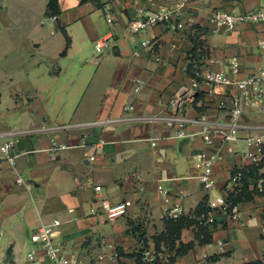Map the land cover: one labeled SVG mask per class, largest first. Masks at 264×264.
<instances>
[{
    "label": "crops",
    "instance_id": "1",
    "mask_svg": "<svg viewBox=\"0 0 264 264\" xmlns=\"http://www.w3.org/2000/svg\"><path fill=\"white\" fill-rule=\"evenodd\" d=\"M100 1L101 7L90 0H57V21L42 23L48 0H0V32L14 35L0 39V143L13 139L16 154L14 167L0 159V264H52L29 235L54 218L60 220L55 241L96 264H142L139 251L145 245L165 246L174 264L263 259L264 195L256 191L253 164L242 151H255L243 137L264 134V113L247 108L240 138L213 145L220 154L212 166L216 189L234 167H244V182L236 190L242 196L240 221L212 210L207 239L197 218L171 243L159 244L155 237L166 226L156 183L169 186L172 199L182 188V214L193 217L206 197L192 160L205 147L199 118L227 121L236 85L200 84L182 110L190 118L185 138L173 137L166 121L146 118L172 112L169 100L196 70L223 71L235 79L264 63L257 46L264 22L241 20L222 32L209 17L214 9L253 11L260 0H188L171 22L136 33L127 29L130 18L178 0ZM62 28L69 36L64 54ZM108 32L111 45L118 46L116 55L95 50ZM143 39L152 40L153 47H142ZM231 58L240 63L237 74L229 70ZM53 142L68 145L55 160L49 151ZM17 175L24 183H16ZM96 196L133 203L126 214L108 219L89 212ZM98 253H104L103 260H95Z\"/></svg>",
    "mask_w": 264,
    "mask_h": 264
},
{
    "label": "built area",
    "instance_id": "2",
    "mask_svg": "<svg viewBox=\"0 0 264 264\" xmlns=\"http://www.w3.org/2000/svg\"><path fill=\"white\" fill-rule=\"evenodd\" d=\"M187 2L188 0H178L174 6L136 15L128 20L127 29L132 33H136L159 23H169L174 17H178L181 9ZM45 17L46 19L43 18L41 20L42 23L44 21L54 22L58 19V13H47ZM209 17L214 23L216 30L222 32L230 31L241 20L248 19L264 22V0H260V5L253 11L232 13L222 9H214L211 11ZM111 36L112 34L108 32L95 42L96 52L101 53L107 46L110 49L112 44L110 42ZM153 44V41L150 39H143L140 42L142 47L147 48L153 47ZM257 46L264 55V37L258 41ZM133 54H139V50H134ZM239 64L236 58H231L228 61L229 70L232 74L239 72ZM135 82L138 85L140 81L136 80ZM230 82L236 85L237 92L231 95L227 121L223 123H212L203 117L204 115H201L199 118L200 128L198 133L205 147L195 153L192 159L193 165L197 170L196 177L206 190L205 204L207 211L202 213L200 217L208 224L214 222L211 214L212 210H218L234 220L240 221L239 203L230 200L229 194L236 191L237 188H240L243 173L238 169L234 174H230V178L220 189H216L212 166L216 159L220 157V154L218 148L213 145L215 140L219 142V145H222L240 138L238 134L241 126L240 119L247 108L264 113V63L247 75L235 79H228L223 71L211 69L205 71L196 70L191 75L189 82L180 85L169 100L168 106L172 109V112L163 116L146 117L150 120L166 121L173 129V137L178 139L185 138L189 135L186 131V125L190 121V118L182 113V110L188 103L194 100L200 84L216 85ZM137 89L138 87L136 86L135 90ZM243 139L248 145L255 146V151L245 150L242 151V155L244 158L250 159L251 163L257 167L258 174L254 177V182L257 192L261 193L264 184V134H247ZM13 143L14 140L11 138L0 143V159L6 160L14 167L16 154L12 152ZM67 146L66 144L53 142L49 147L50 158L55 160L59 151ZM240 167L242 166H238V168ZM15 181L16 183H24L21 175H17ZM94 189L98 191L101 189V186L94 185ZM156 191L162 198L161 217L163 219L175 218L183 213L182 200L185 193L182 188L177 189L176 199L171 198V188L165 185L163 181L156 183ZM132 203L131 199H122L111 203L105 197L96 196V199L89 208V212L104 213L108 219H114L126 214ZM59 224L60 220L54 218L48 223L39 225L30 233V241L35 243L44 252L52 264H96L84 260L72 252H67L63 243L55 241L54 232ZM34 252L35 249L32 248L27 252L26 256L31 258ZM104 257V253H98L95 255V260H103ZM139 259L142 264H174L173 254L165 246L156 247L154 245H145L139 251Z\"/></svg>",
    "mask_w": 264,
    "mask_h": 264
},
{
    "label": "trees",
    "instance_id": "3",
    "mask_svg": "<svg viewBox=\"0 0 264 264\" xmlns=\"http://www.w3.org/2000/svg\"><path fill=\"white\" fill-rule=\"evenodd\" d=\"M90 1L94 2V4L97 7L102 6V2L100 0H90ZM47 13H59L58 6H57V0H48V2L46 4V14ZM61 31L65 37V46H64L63 50L61 51V54H64L68 45H69V36L67 35L66 31L63 28L61 29ZM251 166H252L253 176H257V174H258L257 167L254 165H251ZM238 169H240L243 173V177L241 178V180H242L241 182H244V167H240V168L234 167L231 175L234 174ZM256 191H257V189H256ZM261 193L264 195V184H263V191ZM241 197L242 196L240 194H238L237 191H233L229 194V198L233 202L240 201ZM206 211H207V207H206L205 200H204V202L201 203L199 208L196 209L195 212L193 213V217L192 216L187 217V216H184L183 214H181L175 218L164 219L166 231L161 232L158 236L155 237L156 244H159V242L161 240H164L165 242L168 241L171 243L173 241V239L179 235L180 229L184 225L191 223L192 221L196 222L197 218L200 219L201 222H203V224L197 222V225H198L199 229L203 232L204 239H207L208 234L206 233V227H205V225H207V223L204 224V219L199 218L201 216V214L205 213ZM242 264H264V258L263 259H256V260L246 262V263H242Z\"/></svg>",
    "mask_w": 264,
    "mask_h": 264
},
{
    "label": "rangeland",
    "instance_id": "4",
    "mask_svg": "<svg viewBox=\"0 0 264 264\" xmlns=\"http://www.w3.org/2000/svg\"><path fill=\"white\" fill-rule=\"evenodd\" d=\"M44 18L46 19V17L44 16ZM47 22V21H45ZM1 37H4V38H9V37H14V35L12 34V31L8 30V29H2V31L0 32V39ZM111 42V40H110ZM106 50H109V47H105L103 49V51H106Z\"/></svg>",
    "mask_w": 264,
    "mask_h": 264
},
{
    "label": "water",
    "instance_id": "5",
    "mask_svg": "<svg viewBox=\"0 0 264 264\" xmlns=\"http://www.w3.org/2000/svg\"><path fill=\"white\" fill-rule=\"evenodd\" d=\"M110 51H111V53L114 54V55L118 54V53H119V51H118V46H117L116 44L111 45V47H110Z\"/></svg>",
    "mask_w": 264,
    "mask_h": 264
}]
</instances>
